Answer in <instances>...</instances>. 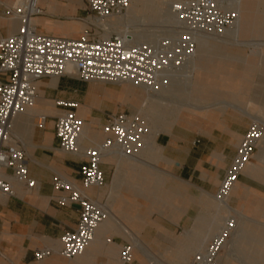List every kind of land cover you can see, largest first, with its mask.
Returning <instances> with one entry per match:
<instances>
[{
  "label": "crops",
  "instance_id": "0c3cea01",
  "mask_svg": "<svg viewBox=\"0 0 264 264\" xmlns=\"http://www.w3.org/2000/svg\"><path fill=\"white\" fill-rule=\"evenodd\" d=\"M15 1L0 0V40L21 27L19 20L4 14ZM88 1L40 0L44 13L33 19L36 32L80 39L88 29ZM239 9V39L264 40V0H241ZM213 43L201 41L197 46L191 92L203 104L201 109H179L165 130L152 138L153 167L106 159L101 166L107 182L103 189L85 188L82 162L59 150L55 122L65 109L56 100L79 102L76 114L84 122L83 134L90 140L84 144L88 146L105 140L108 114L136 113L122 109L124 105L140 111L142 91L130 85L85 83L70 76L38 83L37 104L14 124V131L28 145L29 175L37 180L38 188L28 191L13 182L16 196L0 197V264H121L122 247L133 239L144 249L134 250L131 264H149L148 256L157 261L174 256L169 260L179 264L207 246L226 218L211 229L216 211L209 210V205L219 209L212 195L219 190L251 118L264 119V50L249 55L247 48L218 49ZM223 99L231 102L225 106ZM41 115L48 117L44 128L37 124ZM259 150L257 157H261ZM254 164L241 175L229 201L237 211L264 224V188L252 183L264 184V164L258 167V177L252 178ZM56 173L92 199L113 198V218L99 226L94 241L74 261L60 251L62 236L78 224V207H62L53 200L66 195L53 187ZM111 174L112 187L108 185ZM43 248L53 249V256L36 261L35 252Z\"/></svg>",
  "mask_w": 264,
  "mask_h": 264
},
{
  "label": "built area",
  "instance_id": "2783aa9c",
  "mask_svg": "<svg viewBox=\"0 0 264 264\" xmlns=\"http://www.w3.org/2000/svg\"><path fill=\"white\" fill-rule=\"evenodd\" d=\"M132 5V0H89L90 14L85 19L88 29L80 39L39 35L33 19L44 13L40 0H16L5 8V16L19 20L21 27L18 33L0 40V197L16 196L13 182L28 191L38 188L37 180L29 175L28 145L14 131V124L35 106L41 80L70 76L85 83L131 84L147 96L172 102L193 78L200 40L230 39L228 32L240 20L239 3L234 0H179L171 8L174 21L170 29L160 34L152 31L157 33L155 37H146L147 31L132 24L114 31L113 20L126 17ZM56 105L65 109L55 122L56 136L61 141L59 150L82 162L85 188L107 186L101 169L106 159H139L147 148L152 127L139 112L108 114L103 128L105 140L86 146L84 122L76 114L79 102L56 100ZM47 119L39 116L38 127L44 128ZM263 139L264 123L251 121L214 195L218 203L224 204L230 198ZM52 184L56 191L66 192L53 198L58 205L78 207V224L62 236L60 251L74 261L94 241L99 226L113 218L110 198L92 199L60 173L54 175ZM238 227L237 216L228 215L207 246L179 264H221V255L237 235ZM135 249L134 242L122 247L121 264L133 262ZM53 254V249L43 248L35 252V259L44 261Z\"/></svg>",
  "mask_w": 264,
  "mask_h": 264
},
{
  "label": "rangeland",
  "instance_id": "374dc122",
  "mask_svg": "<svg viewBox=\"0 0 264 264\" xmlns=\"http://www.w3.org/2000/svg\"><path fill=\"white\" fill-rule=\"evenodd\" d=\"M177 1L179 0H135V2H133L134 12L131 13L132 11H130V13L128 14L129 20L125 22V24L135 25V28L140 29V30L155 31V32L167 31L170 29V26L174 21L171 8H172V5L176 3ZM235 1L239 2V8H240L241 0H235ZM114 21L116 22V24L119 23V20L117 19ZM239 30L240 28H238V31ZM237 37L239 41L238 43L223 44L222 42H219V43L214 42L213 44H215V46H217L218 49H220V47L224 48V46L230 47V48L232 47L247 48V51H248L247 53L249 55L252 53H255V54L261 53L264 50V40L241 41L239 39V33H237ZM228 40L229 39H223L222 41H228ZM195 70H196V67H195ZM99 84H104V83H99ZM192 84H193V81L191 82V86H190L191 90H192ZM121 86L126 87L128 86V84L119 85L118 87H121ZM130 86H133V85H130ZM138 89L142 91L143 101L145 102V99H146L145 92L140 88ZM191 90H190V93L185 90L179 91L178 93H176V96H175L176 99H174L172 102H168L170 106L153 107L152 114L156 117V119L171 121L172 115L176 114V110L174 111V107L176 108L177 105L179 106L180 104H191L192 106H198V105L202 106L203 104L199 100H197L194 95H192ZM136 93L137 95H139L137 91ZM221 102H222L221 104H224L225 106H227V102L230 103L231 100L223 99ZM247 103H248V106L250 107L249 101ZM133 107H131L130 105H124L122 109L135 110L137 112L138 110L137 107L136 108H133ZM199 109H201V107H199ZM257 120L264 123V119L262 120V118L260 119L257 118ZM153 137L155 139L156 134L151 136L150 143H152ZM258 156H261V157L256 156L255 159L253 160L255 163L254 164L255 171L253 172L254 174L251 175L252 178L258 177V167L264 164V144L262 146L261 152L259 150ZM141 159H144V157L139 158V160ZM148 163H145V164H148ZM261 169L264 170V168H261ZM252 183L258 186L259 188H264V184L260 182L252 180ZM112 184L113 182H112V174H111V178L108 181V185L112 187ZM252 196L254 197V195ZM112 203H113V198L110 199L111 207H112ZM231 207L233 208L232 211L236 213L235 216H237L238 221H239V227H238V232H237L238 236L236 235L235 238L232 239L227 251L223 252L222 254L223 263L222 264H233V263L234 264H264V224L254 221L253 219L245 215L244 212L237 211L232 205ZM209 210L213 211L214 208L213 207L211 208L209 205ZM221 214L227 216V213H221ZM180 233H182V230L179 231V234ZM173 257L174 256H172L171 258L165 257V261H161V260H158V261L163 264H173L172 261L169 260V259H173ZM148 258L150 262L152 261L153 263L158 264L157 263L158 261L155 260L153 256H148Z\"/></svg>",
  "mask_w": 264,
  "mask_h": 264
},
{
  "label": "bare ground",
  "instance_id": "6f19581e",
  "mask_svg": "<svg viewBox=\"0 0 264 264\" xmlns=\"http://www.w3.org/2000/svg\"><path fill=\"white\" fill-rule=\"evenodd\" d=\"M134 1V0H133ZM235 1V0H234ZM237 3H239V2H237ZM131 11V10H130ZM130 13V12H129ZM128 13V14H129ZM132 13V12H131ZM117 20H119V23H117L116 24V22L114 21L112 24L113 25H115V27H116V29L119 27V29L121 28V27H123V26H125V22H127L129 19H128V15L126 16V17H124V18H121V19H117ZM239 22H240V20H239ZM239 22H238V24H237V26L233 29V30H231V31H229L228 33H229V40L228 41H222V40H220V39H213V38H202L201 40H200V42L201 41H211V42H222L223 44H229V43H238L239 41H238V37H237V33H238V27H239ZM114 30V31H117V32H119L120 30L119 29H117V30ZM140 31H147V30H140ZM149 32H151V33H149ZM155 32V31H154ZM158 32H165V31H158ZM145 34H147V35H145L146 37H149V36H153V37H155V35L157 34V33H153L152 31H147ZM195 61H196V59H195ZM195 61H194V63H193V72H194V75H195ZM194 75H193V78H194ZM193 78L191 79V81L190 80H188L187 81V84H186V89H184L185 91H187V92H189L190 93V86H191V82L193 81ZM128 85H131V84H128ZM141 89V88H140ZM143 90V89H142ZM144 91V90H143ZM145 92V91H144ZM145 95H146V99H145V102H144V104H143V106H142V108L140 109V111H139V113H141V114H143L149 121H150V124H151V127H152V135H159L161 132H163L164 130H165V128L168 126V124L170 123V121L169 120H161V119H156V117L152 114V108L153 107H158V106H160V107H163V106H170L169 104H168V102H164V100H162V99H160V98H155L154 96H147V94L145 93ZM36 104H37V101H36ZM35 104V105H36ZM145 104H146V106H145ZM192 108V107H197V108H199V107H201V106H192L191 104H180L179 106L177 105L176 106V108L174 107V111L176 110V113H177V110L178 109H182V108H184V109H188V108ZM175 116V114L174 115H172V119H173V117ZM172 119H171V121H172ZM251 120L253 121H259V120H257V119H254V118H251ZM261 122V121H260ZM151 135V136H152ZM151 136H150V138H151ZM84 137L86 138V140H88V141H90L85 135H84ZM263 144H264V139H263V141H262V144H261V147H260V152H261V150H262V146H263ZM154 147V146H153ZM153 147H152V145H151V143H150V139H149V143H148V145H147V148H146V150L142 153V155H141V157H144V159H141V160H139V159H124V158H121V157H119V156H112V157H115V158H117L118 159V161H129V162H132V163H135V164H138V165H142V164H145V163H148V162H150V163H148L147 164V166L148 167H153V164H152V160H155V154H154V152H153ZM112 157H110V158H112ZM256 157V156H255ZM255 157H254V159H255ZM253 159V160H254ZM252 163V162H251ZM250 165V164H249ZM253 165V164H252ZM249 167V166H248ZM154 168H156L155 166H154ZM247 169V168H246ZM246 171V170H245ZM244 171V172H245ZM238 185V183L236 184V186ZM236 186L234 187V189L236 188ZM234 189H233V191H234ZM233 191H232V193H233ZM232 193H231V196H232ZM230 196V197H231ZM212 200H213V202L219 207V209L218 210H215L214 209V212L216 211V217H215V219H214V221L212 222V230H215L217 227H218V225H219V223L220 222H222V220H223V217H227L228 215H230V214H233V215H235L236 213L235 212H233L232 210H233V208L231 207V204H230V198L227 200V202L226 203H224V204H220V203H218L216 200H215V198H214V195H212ZM221 213H228V215L227 216H224V215H222ZM238 223H239V221H238ZM238 232V231H237ZM190 235V233L189 234H187L186 233V237H188ZM238 236V235H237ZM237 238V237H236ZM130 242H134V244L137 246V249H144V247H143V245L141 244V242L140 241H138L137 239H133V240H131ZM230 244V243H229ZM229 244L226 246V248H225V250L224 251H227V249L229 248ZM221 262L223 263V256H222V258H221ZM158 264H163V263H161V262H157ZM154 264H156V263H154ZM175 264H177V263H175Z\"/></svg>",
  "mask_w": 264,
  "mask_h": 264
}]
</instances>
